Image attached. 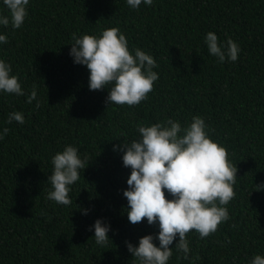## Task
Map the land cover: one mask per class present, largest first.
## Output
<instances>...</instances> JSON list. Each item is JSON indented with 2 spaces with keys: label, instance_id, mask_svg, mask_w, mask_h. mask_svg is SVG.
Segmentation results:
<instances>
[{
  "label": "trees",
  "instance_id": "obj_1",
  "mask_svg": "<svg viewBox=\"0 0 264 264\" xmlns=\"http://www.w3.org/2000/svg\"><path fill=\"white\" fill-rule=\"evenodd\" d=\"M18 29L0 25L8 42L0 60L11 66L23 96L0 91V264H139L126 241L138 246L158 223L128 221L123 190L130 168L114 145L138 140V126L168 119L187 127L194 116L225 147L238 169L229 219L201 239L187 234V258L173 241L167 264H250L264 256V0H29ZM0 15L9 10L0 0ZM118 28L129 51L141 49L157 64L158 79L138 105L106 104L109 88L90 90L89 70L69 55L72 35L99 37ZM213 32L236 61L218 62L205 43ZM36 100L27 102L33 86ZM37 100L40 107H36ZM20 112L24 123L10 113ZM86 161L70 186V205L48 199L53 156L66 146ZM88 163V164H87ZM167 198L170 194L165 190ZM109 225V241L95 242L94 222Z\"/></svg>",
  "mask_w": 264,
  "mask_h": 264
},
{
  "label": "clouds",
  "instance_id": "obj_2",
  "mask_svg": "<svg viewBox=\"0 0 264 264\" xmlns=\"http://www.w3.org/2000/svg\"><path fill=\"white\" fill-rule=\"evenodd\" d=\"M141 3L142 0H127L132 8H138ZM143 3L151 6L153 0H143ZM3 4L9 15H0V25L7 27L11 23L13 29L20 28L27 16L29 0H3ZM72 40L69 55L74 63L85 65L89 70V89L109 88L107 105H138L153 90L158 79L153 71L157 67L155 59L141 49H135L133 55L118 28L106 29L99 37L73 34ZM7 42V37L0 34V43ZM205 43L209 53L218 57V62L238 59L240 48L230 39L226 51L213 32L206 34ZM10 72L11 66L0 60V91L23 96L18 77ZM35 88L34 85L27 97L28 103L36 100ZM36 107H40L38 100ZM13 120L23 124L24 116L20 112L10 113L8 123ZM206 128L199 116H194L184 128L178 121L168 119L138 126V140L113 146L114 150L122 149L123 166L131 169L126 181L128 188L123 190L128 203V221L135 225L146 220L148 225L158 223L159 226L155 236L159 246L153 243L152 234L140 237L138 246L125 242L139 264H167L172 256L170 245L177 237L175 246L187 258L189 232L196 231L203 239L229 219L227 208L223 206L235 198L233 186L238 169L229 161L227 149L214 142ZM8 131L4 128L0 139ZM52 163L54 170L47 180L53 190L48 193V199L70 205L73 203L69 198L70 186L81 178L86 161L79 157L77 148L69 145L53 156ZM261 187L264 185H255V190ZM165 190L171 199L166 197ZM92 227L95 242L106 245L110 240L109 225L97 219ZM250 264H264V256L255 255Z\"/></svg>",
  "mask_w": 264,
  "mask_h": 264
}]
</instances>
